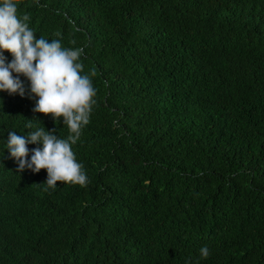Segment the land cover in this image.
Listing matches in <instances>:
<instances>
[{
    "label": "trees",
    "instance_id": "1",
    "mask_svg": "<svg viewBox=\"0 0 264 264\" xmlns=\"http://www.w3.org/2000/svg\"><path fill=\"white\" fill-rule=\"evenodd\" d=\"M17 3L82 49L96 96L73 146L87 185L46 190L8 130L67 126L0 92V264H264V0Z\"/></svg>",
    "mask_w": 264,
    "mask_h": 264
},
{
    "label": "clouds",
    "instance_id": "2",
    "mask_svg": "<svg viewBox=\"0 0 264 264\" xmlns=\"http://www.w3.org/2000/svg\"><path fill=\"white\" fill-rule=\"evenodd\" d=\"M17 13V0H0V92L35 98L33 112L51 114L55 121L62 117L68 135L60 138L55 129L34 124L39 119H27L23 129L31 131L21 136L8 130L5 148L18 172L47 170L46 190L55 189L58 181L84 187L88 176L73 146L90 123L96 96L91 77L95 73H84L82 49L63 47L60 39L38 38L29 26L30 16ZM6 52L11 53L10 60ZM29 144L37 147L30 150ZM199 253L200 259H207L210 250L203 246Z\"/></svg>",
    "mask_w": 264,
    "mask_h": 264
}]
</instances>
